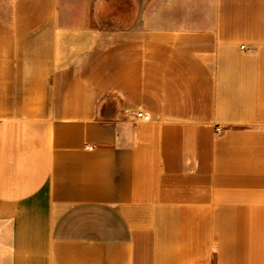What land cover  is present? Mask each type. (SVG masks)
I'll return each instance as SVG.
<instances>
[{
  "label": "crops",
  "instance_id": "1",
  "mask_svg": "<svg viewBox=\"0 0 264 264\" xmlns=\"http://www.w3.org/2000/svg\"><path fill=\"white\" fill-rule=\"evenodd\" d=\"M131 1L0 0V264H264V0Z\"/></svg>",
  "mask_w": 264,
  "mask_h": 264
},
{
  "label": "rangeland",
  "instance_id": "2",
  "mask_svg": "<svg viewBox=\"0 0 264 264\" xmlns=\"http://www.w3.org/2000/svg\"><path fill=\"white\" fill-rule=\"evenodd\" d=\"M112 5L115 6V8L124 10V9H130L133 5V1L131 0H113ZM107 8V6H105Z\"/></svg>",
  "mask_w": 264,
  "mask_h": 264
},
{
  "label": "built area",
  "instance_id": "3",
  "mask_svg": "<svg viewBox=\"0 0 264 264\" xmlns=\"http://www.w3.org/2000/svg\"><path fill=\"white\" fill-rule=\"evenodd\" d=\"M137 118L144 120V121H150L151 120V116L149 114L142 112V111L137 113Z\"/></svg>",
  "mask_w": 264,
  "mask_h": 264
}]
</instances>
